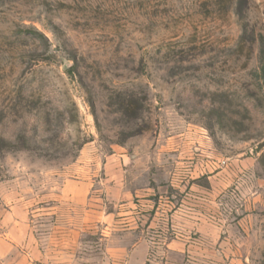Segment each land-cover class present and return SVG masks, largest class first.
Segmentation results:
<instances>
[{
	"label": "rangeland",
	"instance_id": "obj_1",
	"mask_svg": "<svg viewBox=\"0 0 264 264\" xmlns=\"http://www.w3.org/2000/svg\"><path fill=\"white\" fill-rule=\"evenodd\" d=\"M263 60L264 0H0V264H264Z\"/></svg>",
	"mask_w": 264,
	"mask_h": 264
},
{
	"label": "crops",
	"instance_id": "obj_2",
	"mask_svg": "<svg viewBox=\"0 0 264 264\" xmlns=\"http://www.w3.org/2000/svg\"><path fill=\"white\" fill-rule=\"evenodd\" d=\"M11 249L10 250H15L17 248L16 245H14L13 243L10 244ZM149 252V247L143 243V242H139L138 244H136L133 248V250L130 253V260L136 264H145L146 260H147V255Z\"/></svg>",
	"mask_w": 264,
	"mask_h": 264
},
{
	"label": "trees",
	"instance_id": "obj_3",
	"mask_svg": "<svg viewBox=\"0 0 264 264\" xmlns=\"http://www.w3.org/2000/svg\"><path fill=\"white\" fill-rule=\"evenodd\" d=\"M263 63H264V60H263ZM1 141H3L2 139H1ZM5 144H7V146L9 147V146H12L13 145V143H11V142H5ZM2 151V149H1V146H0V152Z\"/></svg>",
	"mask_w": 264,
	"mask_h": 264
}]
</instances>
